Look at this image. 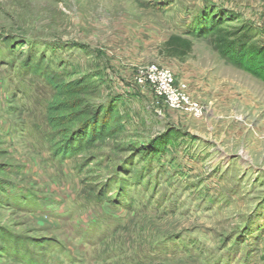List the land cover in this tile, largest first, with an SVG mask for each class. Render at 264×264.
<instances>
[{"label":"rangeland","instance_id":"rangeland-1","mask_svg":"<svg viewBox=\"0 0 264 264\" xmlns=\"http://www.w3.org/2000/svg\"><path fill=\"white\" fill-rule=\"evenodd\" d=\"M209 17L246 37L220 53ZM263 19L264 0H0V264H264ZM152 63L200 117L138 82Z\"/></svg>","mask_w":264,"mask_h":264},{"label":"trees","instance_id":"trees-1","mask_svg":"<svg viewBox=\"0 0 264 264\" xmlns=\"http://www.w3.org/2000/svg\"><path fill=\"white\" fill-rule=\"evenodd\" d=\"M210 19V24L204 27L206 28V33L211 42L217 47L218 51L220 53H226L232 51L233 49H236V46H234L235 38L238 36L241 38H245L246 35L242 34L244 30L242 28H235V30H229L226 28V21L224 19H214V18H206ZM207 21V20H206ZM208 22V21H207ZM195 34V29L192 32ZM193 41L188 36H183L180 34H171L167 38V40L164 41V43L161 46V53H163L165 56L174 57L177 59H183L185 58L192 50ZM258 53H262V49L255 48ZM59 90H57L58 92ZM47 119L50 127L52 129H60L65 123L74 121V118L72 116V112H69L68 107L65 106L64 103H62L61 100L58 99V97H55L50 104L47 107ZM112 120V115H109V119L107 123H109ZM94 133L86 134L83 139L90 141ZM59 144L58 146L60 147ZM57 146V147H58ZM61 151L60 153L67 152V150H64L63 148L59 149ZM28 197L25 196L22 199L26 200Z\"/></svg>","mask_w":264,"mask_h":264},{"label":"built area","instance_id":"built-area-1","mask_svg":"<svg viewBox=\"0 0 264 264\" xmlns=\"http://www.w3.org/2000/svg\"><path fill=\"white\" fill-rule=\"evenodd\" d=\"M258 24L264 28V19ZM138 82L146 85L153 96L162 99L172 111L191 117H200L203 113L199 99L186 91L184 83L175 81L172 69L167 66L155 63L144 66L138 74Z\"/></svg>","mask_w":264,"mask_h":264}]
</instances>
